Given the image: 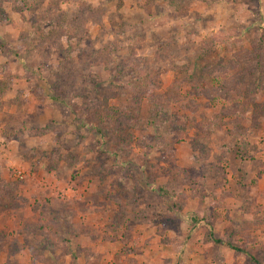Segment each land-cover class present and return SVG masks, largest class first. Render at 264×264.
Wrapping results in <instances>:
<instances>
[{
  "label": "rangeland",
  "instance_id": "1",
  "mask_svg": "<svg viewBox=\"0 0 264 264\" xmlns=\"http://www.w3.org/2000/svg\"><path fill=\"white\" fill-rule=\"evenodd\" d=\"M251 257L264 0H0V264Z\"/></svg>",
  "mask_w": 264,
  "mask_h": 264
},
{
  "label": "trees",
  "instance_id": "2",
  "mask_svg": "<svg viewBox=\"0 0 264 264\" xmlns=\"http://www.w3.org/2000/svg\"><path fill=\"white\" fill-rule=\"evenodd\" d=\"M211 236V235H210ZM213 241L215 242V243H221V240H220V238H213ZM229 246L231 247V248H233V249H235V250H238V251H242V250H239V248H237V247H235V246H233V245H231V244H229ZM251 259H253L252 257H251ZM253 262H254V264H259L255 259H253Z\"/></svg>",
  "mask_w": 264,
  "mask_h": 264
}]
</instances>
